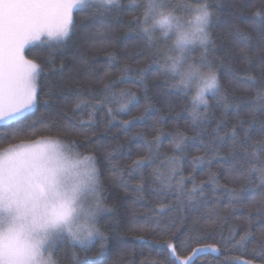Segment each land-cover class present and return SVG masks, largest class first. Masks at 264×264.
<instances>
[{"label": "trees", "instance_id": "1", "mask_svg": "<svg viewBox=\"0 0 264 264\" xmlns=\"http://www.w3.org/2000/svg\"><path fill=\"white\" fill-rule=\"evenodd\" d=\"M170 6L177 7L176 0H168ZM213 9V16L209 25V32L213 42L217 46L223 45L224 53H231V59L225 56L223 63L214 60V70L220 82V91L226 92L229 96V103H236L244 97H252L254 92L249 88V81L246 73L255 75L258 80H264L261 75V68L257 55H264V19L257 18L254 27L245 26L243 21L251 18L253 11L264 7V0H209ZM142 5L132 4L130 0H121L119 7H101L97 4H90L74 10L75 27L69 37L62 43H35L26 49V58L41 66V74L38 77L39 101L32 112L18 122H9L0 125V151L8 149L9 145H18L22 142L34 140L40 136H51L60 141L75 142L78 147L76 152L81 156L94 154L96 166L99 170L101 180V194L105 198L108 206H113L112 211L101 212L96 220L98 228L105 233L107 241L103 252L95 260L98 264H168L169 254L164 240L171 239V233L177 232L179 239H183L190 230L195 229L193 235H198L200 243H216L220 248L219 253L205 252L194 258L195 264H221L222 261L237 255V251H229L227 246L220 240V236L227 237L232 228L236 227L243 231L248 226L246 217L250 214L253 221V236L248 242V252L246 258L251 257V249L256 241L260 239V218L257 213L264 216V204L260 203V198L264 195V186L254 182L243 194V203L235 209L229 207L230 197L223 189H217L213 194L212 185H207L205 194L192 202L185 200L182 204L174 201L172 194L164 197L165 203H171V211L165 210L161 215H153L158 207L160 197L152 195L155 181L152 176L153 168L159 167L163 176L170 174V168L165 162V155H180L173 149V137L169 132L181 131L189 136L196 130L204 129L206 139L213 136L215 120L213 116L219 118L224 112V102L218 95L208 97V122H196L193 125L190 107V92L175 85L172 77L162 71L164 63L163 56L157 57L159 63H149L148 55L150 50L160 47L167 51L170 41H163L159 35L153 42L150 49L148 37L139 31V27L133 25V31H129V21L132 17L142 15ZM234 17L239 18L241 26L249 33L248 41L251 55L253 57L252 66L249 67L240 59L239 52L235 49L232 39L227 35V24ZM103 23L110 25V31L98 32L99 25ZM94 38L89 46L86 37ZM105 41V43H101ZM96 44V45H94ZM211 54V44L208 45ZM113 52L115 59L109 60L107 53ZM202 49H195L191 59L200 61ZM211 58V56H210ZM87 59L91 69L94 70L95 79L86 80L87 66L80 63ZM127 64L130 68L137 70L147 65V72L143 83L139 81L135 74L120 83L113 91L119 92L121 89H130L135 92L138 102L133 103L126 113H119L111 126L107 125V118L104 117V110L101 109L96 114L97 124L94 128L95 135L88 131L87 135L79 131L71 130L66 125L64 113L72 116V104L74 95L70 88L76 86L91 87L99 91L103 83L117 80L121 77L120 68ZM109 65H111L109 67ZM108 73L105 76V73ZM77 77L79 79H77ZM103 77V79H101ZM148 90V95L153 99L154 106L145 114L143 120L134 121L130 128L122 126V120H129L133 116L140 115L144 104V89ZM114 109L118 104L114 101L111 105ZM250 104H241L239 116L229 108L225 118L228 126L221 128L220 135L230 131L231 125L238 119L247 120ZM205 109L201 108L200 113ZM179 113V119H174ZM164 117L162 123L157 124V117ZM87 120L86 113H77L73 117V123L79 124L80 120ZM257 119H264V111H258ZM35 121L33 124L32 122ZM46 125H54L51 130H46ZM162 129L164 135L161 137L160 156L150 165H146L141 171H135L130 178V184H135L143 176L145 186L142 198L137 199L131 193L124 192L120 187V181L112 176L111 163L107 159V152L111 148H116L113 153L112 163H119L125 167L137 155L146 154L145 140H151L155 135L154 128ZM142 132L144 136L133 137L132 133ZM237 132L242 135V129L237 128ZM123 145V147H118ZM190 151H193L190 149ZM229 151L226 143L221 155ZM190 157L181 162L183 175L189 177L191 173L195 182L208 180L207 164L198 165L193 172L189 164ZM234 163L229 160L224 162L220 157H216L211 165V171L220 174L221 185L228 187H239L243 180H233L228 176L227 168ZM179 179V177H177ZM186 187H192V180L186 179ZM218 199V203H217ZM255 200V202H251ZM135 201V203H133ZM215 209L216 215L213 217L216 223H211L206 219V214ZM160 223L161 230L175 221L176 228L171 229L167 235L162 231L154 232L152 229L143 232L134 228L135 223H143L145 220ZM116 221L117 223H113ZM137 235L144 239L137 240ZM160 241L161 243H157ZM101 239L94 238L86 247L81 248L74 245L69 239L58 240L53 248L54 257L58 264H89L93 253L100 248ZM197 244L193 242L184 249H180L182 255L188 254L192 247ZM73 252L77 259H73ZM259 264V257H256Z\"/></svg>", "mask_w": 264, "mask_h": 264}, {"label": "snow or ice", "instance_id": "2", "mask_svg": "<svg viewBox=\"0 0 264 264\" xmlns=\"http://www.w3.org/2000/svg\"><path fill=\"white\" fill-rule=\"evenodd\" d=\"M105 2H111V0H105ZM130 2L136 4V0H130ZM90 4H93V0H89L87 5ZM87 5H85V0H0V123L22 120L26 117V114L32 112L39 101L38 77L42 69L39 64L26 58L27 47L36 42L62 43L71 35L75 27L74 10ZM146 17V12L143 15H134L129 21V31H133L132 26L136 25L139 27L140 32L148 33ZM257 18L264 19V7L253 11L251 18L243 21V23L245 26L254 27ZM110 30L111 26L103 23L97 29L101 34ZM227 35L232 39L235 49L238 50L241 61L251 67L253 57L250 54L251 50L248 44L250 35L245 30V27L241 26L238 17H234L227 24ZM147 37L151 49L156 38L150 34ZM210 39L211 54L207 46L200 53L199 59L203 65L214 69V60L218 63H223L225 56L231 59V53H224L222 51L224 46H217L213 42L211 35ZM101 43H105V41H101ZM166 55L167 51L156 47L150 50L147 59L149 63H159L157 57L163 56L165 58ZM107 56L109 60L115 59L113 52L107 53ZM257 59L262 70L261 75L264 76V55L258 54ZM80 63L87 66L85 79H95L94 70L91 69L89 61L83 59ZM120 72V78L103 83L99 91L91 87L85 88L82 86L69 89L75 99L71 109L72 116L64 113V119L71 130L79 131L84 135H87L88 131H92L93 135H95L94 128L97 124L96 114L98 111L104 110L103 115L107 118L106 126H111L119 113L128 112L133 103L138 102L136 93L130 89H121L119 92L113 91V89L133 74L143 83L147 65L134 70L125 64L120 68ZM107 75L108 73L106 72L105 76ZM246 75L249 81V88L254 92L252 97L241 98L233 104L229 103L228 94L221 92L220 88L214 94L220 96L224 102V112L219 118L212 117L215 120V127L213 136L210 139H206L204 129L196 130L191 136L178 130L168 133L169 136L173 137L174 151L179 152L180 155H165V162L170 168V174L167 177L163 176L159 167L153 168L152 176L155 186L152 189V195L160 197L158 207L153 211V215L159 216L165 210H172L173 205L164 202V197L168 194L173 195L177 204H182L185 200L192 202L198 197L204 196L205 188L210 184L213 186V194L217 189H223V191L227 192L230 197L229 207L235 209L243 203L244 192L254 182L264 186V119H257L258 111H264V80H258L255 75L250 73H246ZM77 79L79 78L77 77ZM171 87H176V85H171ZM144 92L142 112L129 120H122L121 124L123 127L130 128L134 121L143 120L145 114L154 106L153 99L148 95L146 87ZM114 101L118 104L115 109L111 106ZM244 102L250 104L248 119H238L231 125L230 131L220 135L221 128L228 126V121L225 118L227 110L231 108L239 116L241 104ZM204 103V113L191 111L194 126L197 121L201 123L208 122L209 101ZM77 113H86L87 120L81 119L78 125L73 123V117ZM179 115L177 113L174 119L178 120ZM163 120L164 117H157L156 123H162ZM32 123L34 124L35 121ZM53 127L54 125H46V130H51ZM237 128L242 129V135L237 132ZM154 132L155 135H153L152 139L144 142V146L147 149L146 154H138L137 158L125 167H121L119 163H112L113 153L116 152V148H111L107 152V159L111 163L112 176L120 181L119 187L124 192L131 193L137 199L143 196L145 182L142 175L135 184H130V178L133 172L141 171L146 165L154 163L159 158L161 137L164 133L159 127L154 128ZM132 135L133 137L141 138L144 136L142 132H134ZM56 139L51 136H40L18 145L10 144L7 150L0 151V209L16 208L18 210L34 211L39 208L41 201L47 194L45 185L55 176L50 147ZM226 143L229 146V151L221 155ZM64 147L68 153L74 154L78 158L87 180L96 186L94 188L96 190L94 212L96 209H99L100 213L112 211L114 205L108 206L101 194V180L96 166L95 155L87 154L81 156L80 153L75 151L78 145L74 141L64 143ZM118 147H123V145ZM190 149L193 151H190ZM189 157V164L193 172L198 165L207 164L209 166L207 181L201 180L196 183L191 173L189 177L183 175L181 162ZM216 157H220L224 162L234 161L227 168L228 176L233 180H243L244 183L238 188L228 187L227 184L221 185L220 174L211 171L212 162ZM186 179L192 180L191 188L186 187ZM251 202H255V200L253 199ZM260 203L264 204V195L261 196ZM215 215V209H212L206 214V219L214 224L216 223V220L213 219ZM257 216L260 218L259 230L261 235L251 249L252 258H246L245 256V253L248 252V242L253 236V221L249 214L246 217L248 226L243 231L234 227L227 237L220 236V240L227 246L229 251H237L238 253L230 259L222 261L221 264H257L256 257H259V264H264V216L259 212ZM0 223H3V221H0ZM113 223L117 222L113 221ZM134 228L140 232L148 229H152L154 232L162 231V234L167 235L171 232V229L176 228V223L172 221L164 227V230H161L158 220L153 223L146 219L143 223L134 222ZM194 231L195 229L190 230L183 239H179L177 236L179 229H177V232L171 233V239L162 241L168 250V264H195L194 258L201 253L220 252V248L216 243H200L199 236L192 234ZM96 237L101 239L100 248L93 253L89 264H98L95 257H98L104 250L107 241L105 233L100 228L93 227L84 231L78 230L72 235V240L79 241L81 248L86 247ZM63 238L56 237L54 245ZM135 239L142 240L144 237L137 235ZM193 242L197 246L192 247L190 253L182 255L180 249L188 247ZM157 243L161 242L157 241ZM28 258V251L18 244L11 232L6 228L0 227V264H27ZM73 259H77L75 252H73Z\"/></svg>", "mask_w": 264, "mask_h": 264}, {"label": "clouds", "instance_id": "3", "mask_svg": "<svg viewBox=\"0 0 264 264\" xmlns=\"http://www.w3.org/2000/svg\"><path fill=\"white\" fill-rule=\"evenodd\" d=\"M89 0H85V5ZM121 0H93L101 7H119ZM136 0L147 13L148 33L170 41L162 71L172 77L175 85L190 92L191 111L205 107L210 95L220 88L214 69L191 59L195 49H204L210 42L209 25L213 9L209 0ZM54 178L45 185L46 197L38 209H0V227L8 229L18 244L29 254L27 264H58L53 248L56 237H67L72 243L74 232L97 227L100 210L94 212L96 188L84 175L74 154L68 153L64 142L56 139L50 147ZM98 190V189H97Z\"/></svg>", "mask_w": 264, "mask_h": 264}, {"label": "rangeland", "instance_id": "4", "mask_svg": "<svg viewBox=\"0 0 264 264\" xmlns=\"http://www.w3.org/2000/svg\"><path fill=\"white\" fill-rule=\"evenodd\" d=\"M86 38V41H87V44H88V46H89V44L93 41V40H95L93 37L92 38H88V35L87 36H85ZM36 43H38V42H36ZM35 44V43H34ZM92 45H93V43H91ZM94 45H96V44H94ZM7 123H9V122H7ZM3 124H6V123H0V125H3ZM64 238H67V237H64ZM68 239V238H67Z\"/></svg>", "mask_w": 264, "mask_h": 264}]
</instances>
